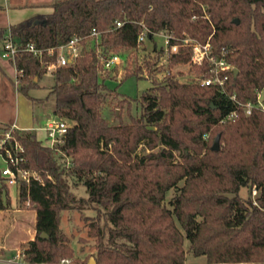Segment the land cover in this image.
<instances>
[{
  "label": "trees",
  "instance_id": "obj_1",
  "mask_svg": "<svg viewBox=\"0 0 264 264\" xmlns=\"http://www.w3.org/2000/svg\"><path fill=\"white\" fill-rule=\"evenodd\" d=\"M50 6L49 14L0 25V55L10 31L19 50L16 65L23 70L18 91L30 99L58 55L45 53L40 60L25 50L27 44L46 50L82 37L84 47L74 63L52 72L47 98H54V116L69 123L64 142L50 147L32 131L12 132V143L25 148L21 166L42 178L17 188L19 203L29 200L36 211L35 236L23 248L26 260L185 264L191 252L206 264H264V113L247 115L231 99L255 101L264 89V0H61ZM144 26L150 40L164 32L210 43L213 55L233 66L222 73L228 75L227 94L202 84L213 66L192 63L191 46L164 58V47L154 43L156 58L144 61L150 77L162 66L189 64L195 77L182 82L168 71L163 81L152 79L153 86L139 98L141 114L130 115L129 122L117 115L118 123L111 124L104 116L107 98L116 99L119 108L130 99L107 86L116 76L104 68L102 57L144 50L145 42L138 41ZM93 29L102 34L101 53L86 39ZM142 72L136 67L122 81L143 78ZM236 110L237 117L224 121ZM218 135L220 149L213 151ZM141 146L147 152L140 155ZM79 184L87 197L75 194ZM243 188L249 190L247 198L241 196ZM255 188L262 190L258 206ZM11 203L0 182V212ZM65 210L95 213L85 217L88 236L95 240V252L86 258L76 254L61 227Z\"/></svg>",
  "mask_w": 264,
  "mask_h": 264
},
{
  "label": "rangeland",
  "instance_id": "obj_2",
  "mask_svg": "<svg viewBox=\"0 0 264 264\" xmlns=\"http://www.w3.org/2000/svg\"><path fill=\"white\" fill-rule=\"evenodd\" d=\"M43 1L58 2L61 0H0V7L8 10L7 16L10 15L8 23H13L16 22V19H13L14 17L10 14L11 10H15V8L19 10V8L33 6L38 2L40 4ZM1 24H7L5 12L3 11H0ZM154 43L159 49L165 47V37L163 35H155L154 40L147 38L144 50L120 52L124 53V55L119 54L122 63L111 70L116 79H108L106 84L110 89L116 88L121 97H127L130 101L122 108H119L116 106V99L107 98L104 104V116L111 124L118 123L117 115H120L123 121L129 122L130 115L138 117L141 114L139 98L153 86L152 79L161 82L168 71L182 82L189 81L195 77V71L191 64L177 65L171 69L162 66L161 71H157L153 78L150 77L145 69L144 61L145 59L153 60L156 58L158 53L154 51ZM164 58L159 63L160 65L165 63ZM2 62L6 63L0 56V64L4 67L3 71L0 70V127L16 125L17 129L32 131L38 139L45 142V133L40 131V129L45 127L50 119L54 118V98H47L50 88L54 84L53 73L48 71L44 75L40 81V88L30 91L29 95L32 98L30 99L24 93L18 91L15 84L14 69L12 70V67L8 64L3 65ZM139 66L144 68V72L141 73L144 76L143 78L131 76L122 81L127 73H132ZM146 152L145 147L141 146L139 154ZM68 162H71L70 159H68ZM3 165L4 163L0 159V166ZM73 190L77 197H87L86 189L81 184L74 185ZM172 195L173 191L168 194L167 200ZM241 196L247 198L249 190L243 188ZM94 214L93 211L89 210H65L62 212L61 227L71 238V244L76 250V254L82 258H86L95 252V240L88 236L87 222L85 220L86 216ZM35 222L36 211L27 208L25 204L19 203L18 189L13 187L11 207L6 211L0 212V249L13 256L18 250L26 247L27 242L31 240L30 238L33 239L35 236ZM188 246L189 243L186 242V247ZM185 264H206V261L204 257H195L191 252H188Z\"/></svg>",
  "mask_w": 264,
  "mask_h": 264
},
{
  "label": "built area",
  "instance_id": "obj_3",
  "mask_svg": "<svg viewBox=\"0 0 264 264\" xmlns=\"http://www.w3.org/2000/svg\"><path fill=\"white\" fill-rule=\"evenodd\" d=\"M122 26L121 22H117V27ZM145 30L140 34L138 41L145 42L148 38L149 30L144 26ZM156 35H163L165 37L164 57H167L173 53H179L185 46H191L192 48V63L201 65L208 61L212 64V76L209 78H202L203 85H217L221 92L227 94L226 83L228 81V75L223 72H227L232 69L233 66L229 64L224 58L217 59L212 53L210 43L202 44L191 38H184L177 40L172 34L160 32ZM90 39L92 45L96 48L98 53L102 50V34L101 32L93 29L91 34L86 38ZM82 37H74L70 42L60 45L58 47H52L46 50L38 48L34 43H29L26 46V51L32 53L35 57L42 60L44 54L47 53L49 56L58 55L57 62H53L47 66V72H53L58 66H67L76 61V59L84 52L82 46ZM172 41H176L172 44ZM19 50L13 43L11 32L8 31L5 41L3 43L1 58L11 63L14 69L15 84L18 88L20 85V78L23 74V70L18 69L16 65V57ZM102 65L105 69H113L122 63L121 56L119 54H111L107 57H102ZM231 99L242 109L245 114L251 115L254 110H260L264 113V89L257 91V98L255 101H249L242 103L237 100L236 96H231ZM237 110L230 113L224 121L231 120L237 117ZM69 128V123L66 120H56V117L50 119L43 130L46 133V144L50 147H56L64 142V137ZM17 129L15 125L7 131L0 130V159L4 165L0 166V182L5 185L9 190L12 197V188H18V186L25 182L30 183L32 179L42 181V178L38 173L27 170L21 166L22 163L26 162L24 156L25 148L18 142L12 143L13 130ZM253 201L254 205L258 206L257 198L261 196V189H253ZM19 199V195H18ZM25 205L27 208H31L30 201H26ZM72 260L64 258L60 264H71ZM0 264H34L26 260V253L24 249L18 250L13 256L8 253L0 255Z\"/></svg>",
  "mask_w": 264,
  "mask_h": 264
},
{
  "label": "crops",
  "instance_id": "obj_4",
  "mask_svg": "<svg viewBox=\"0 0 264 264\" xmlns=\"http://www.w3.org/2000/svg\"><path fill=\"white\" fill-rule=\"evenodd\" d=\"M38 3L33 5V6H26V8H19V10H17L16 8H15V10H11L10 14L12 15V17H14L13 19H16L15 20L16 22H13V23H8V18L10 15L7 16L8 10L4 8L3 12H5V18L7 21V25L8 24L9 25L16 24V23H19V22L24 21V20H28V19H30L34 16H37V15H40V14H49L53 11V8L50 6L51 3H53V2L43 1L40 4H38ZM17 12H20V13H17ZM2 63H3V65L8 64L10 67H12L11 63L8 61H6V63H4V62H2ZM3 68L4 67L0 64V70L1 71H3ZM12 70H13V67H12ZM11 126H13V125H11ZM40 131H43L45 133L43 128H41ZM44 139H46V133L44 135ZM45 143H46V141H45ZM30 239L32 240V238H30Z\"/></svg>",
  "mask_w": 264,
  "mask_h": 264
},
{
  "label": "water",
  "instance_id": "obj_5",
  "mask_svg": "<svg viewBox=\"0 0 264 264\" xmlns=\"http://www.w3.org/2000/svg\"><path fill=\"white\" fill-rule=\"evenodd\" d=\"M235 22L238 23V20H235ZM235 73L237 74L238 71L235 70ZM56 120L58 121V120H60V118H59V117H56ZM220 140H221V136L218 135V136L215 138V140H214V142H213V145H212V150H213V151H218V150L220 149ZM43 237H46V234H43ZM89 264H97L95 258L92 257V258L90 259Z\"/></svg>",
  "mask_w": 264,
  "mask_h": 264
}]
</instances>
